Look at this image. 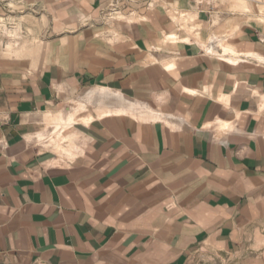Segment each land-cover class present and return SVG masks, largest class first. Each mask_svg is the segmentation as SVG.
I'll list each match as a JSON object with an SVG mask.
<instances>
[{
	"label": "crops",
	"instance_id": "obj_1",
	"mask_svg": "<svg viewBox=\"0 0 264 264\" xmlns=\"http://www.w3.org/2000/svg\"><path fill=\"white\" fill-rule=\"evenodd\" d=\"M229 1L0 0V264H264V0Z\"/></svg>",
	"mask_w": 264,
	"mask_h": 264
},
{
	"label": "rangeland",
	"instance_id": "obj_2",
	"mask_svg": "<svg viewBox=\"0 0 264 264\" xmlns=\"http://www.w3.org/2000/svg\"><path fill=\"white\" fill-rule=\"evenodd\" d=\"M231 3H233V0L229 1ZM235 3V1H234ZM237 6L239 7V9H237L240 12H244V11H251V13H254L252 10H256V13H262L264 15V5L260 8L257 7H252L251 5H249L248 3H245L243 1H238L237 2ZM236 5V4H235ZM249 8L251 10H249ZM256 8V9H255ZM108 21L109 22H116L117 19H121V15H116L114 13H112V11L108 12ZM112 14V15H110ZM175 17V16H174ZM256 20H258L260 23L264 24V16L263 17H256ZM4 25V24H2ZM4 30V35L2 33V35L9 41L10 44L14 45L13 47H20L22 45V40L23 35L21 34V29L20 27L16 30L10 29L9 27L3 28ZM186 31L189 32L190 35H192V30L186 28ZM217 44H219V48H225V43L223 42H218ZM217 46V45H216ZM216 53H213V55L218 56L217 50L215 49ZM225 54H229L226 53ZM91 103L89 101V99H82L81 102H75V104H70L68 105L69 108H67L62 115H58V116H54L48 119V125H53V127H55V134H53L51 137L57 142L59 143L60 146V150L63 153H70L71 147L69 148H65V145H62V143L68 142L69 146L71 145V139L68 137L69 132L68 129L72 126L70 125L71 121H66L65 119L67 117H71L70 119L73 118V123H76L79 119V116L81 111H83L84 109H86V105ZM69 112V113H68ZM72 113L74 114V116L72 117ZM63 115H66L65 117H63ZM65 118V119H64ZM64 119V120H63ZM49 132H51V129L49 130ZM49 134V133H48Z\"/></svg>",
	"mask_w": 264,
	"mask_h": 264
},
{
	"label": "built area",
	"instance_id": "obj_3",
	"mask_svg": "<svg viewBox=\"0 0 264 264\" xmlns=\"http://www.w3.org/2000/svg\"><path fill=\"white\" fill-rule=\"evenodd\" d=\"M112 12L114 13V14H116V13H118V12H116V10H112ZM186 16H187V14L186 13H183V12H176L175 13V17L176 18H178V19H184V18H186ZM258 16L259 17H263L264 15L262 14V13H258Z\"/></svg>",
	"mask_w": 264,
	"mask_h": 264
},
{
	"label": "bare ground",
	"instance_id": "obj_4",
	"mask_svg": "<svg viewBox=\"0 0 264 264\" xmlns=\"http://www.w3.org/2000/svg\"><path fill=\"white\" fill-rule=\"evenodd\" d=\"M226 53H230L229 49L224 48Z\"/></svg>",
	"mask_w": 264,
	"mask_h": 264
}]
</instances>
